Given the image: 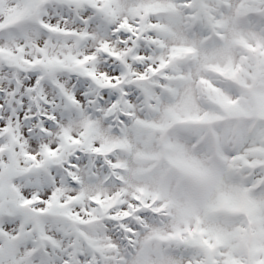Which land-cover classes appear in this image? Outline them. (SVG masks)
<instances>
[{"label":"snow or ice","instance_id":"snow-or-ice-1","mask_svg":"<svg viewBox=\"0 0 264 264\" xmlns=\"http://www.w3.org/2000/svg\"><path fill=\"white\" fill-rule=\"evenodd\" d=\"M0 264H264V0H0Z\"/></svg>","mask_w":264,"mask_h":264}]
</instances>
